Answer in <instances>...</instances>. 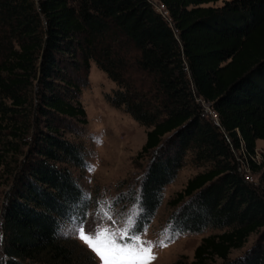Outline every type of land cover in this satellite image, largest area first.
I'll return each mask as SVG.
<instances>
[{
	"label": "trees",
	"instance_id": "trees-1",
	"mask_svg": "<svg viewBox=\"0 0 264 264\" xmlns=\"http://www.w3.org/2000/svg\"><path fill=\"white\" fill-rule=\"evenodd\" d=\"M217 1L0 0V264H98L65 234L88 208L71 167L87 166L74 138L90 61L116 84L106 100L147 128L144 220L187 161L203 167L169 218L218 232L170 264H264V0Z\"/></svg>",
	"mask_w": 264,
	"mask_h": 264
},
{
	"label": "rangeland",
	"instance_id": "rangeland-1",
	"mask_svg": "<svg viewBox=\"0 0 264 264\" xmlns=\"http://www.w3.org/2000/svg\"><path fill=\"white\" fill-rule=\"evenodd\" d=\"M155 1L159 4L158 0ZM223 1L218 0L206 6H220ZM158 4L156 8L161 7ZM115 88L116 84L106 73L94 61H90L88 84L82 88L79 97L86 113L87 124L85 133L74 138L82 141L85 146L87 166L83 170L71 167L84 190L88 208L83 216L77 214L72 218L65 226V234L87 250L98 264H101L100 259L78 237L80 226L85 227L89 233H94L98 227L121 233L130 229L132 234L157 245L153 249L156 258L152 264H170L181 257L191 262L201 237L218 230L189 233L173 229L169 218L172 208L168 201L185 186L190 177L202 171L203 167H196L187 161L175 179L163 188L161 203L153 217L144 220L139 203V183L145 173L148 158L138 156V153L145 142L147 128L129 113L112 106L106 100L105 95ZM203 105L211 114L208 105L204 102ZM212 115L214 116L213 113ZM70 137L73 139V136ZM262 153L264 139H258L257 160L261 159ZM93 168L94 170H90ZM3 189L4 186H0V190ZM258 236V233L252 234L243 248L231 251L230 258H236L249 249ZM161 244L166 246H160ZM219 262L220 260H216L209 264Z\"/></svg>",
	"mask_w": 264,
	"mask_h": 264
},
{
	"label": "snow or ice",
	"instance_id": "snow-or-ice-1",
	"mask_svg": "<svg viewBox=\"0 0 264 264\" xmlns=\"http://www.w3.org/2000/svg\"><path fill=\"white\" fill-rule=\"evenodd\" d=\"M78 237L100 259L101 264H152L156 258L153 249L157 245L132 234L130 229L121 233L98 227L94 233H89L80 226Z\"/></svg>",
	"mask_w": 264,
	"mask_h": 264
},
{
	"label": "built area",
	"instance_id": "built-area-1",
	"mask_svg": "<svg viewBox=\"0 0 264 264\" xmlns=\"http://www.w3.org/2000/svg\"><path fill=\"white\" fill-rule=\"evenodd\" d=\"M163 8H164V6L161 5V7L159 6L157 9H158L161 13L166 12V11H163Z\"/></svg>",
	"mask_w": 264,
	"mask_h": 264
}]
</instances>
